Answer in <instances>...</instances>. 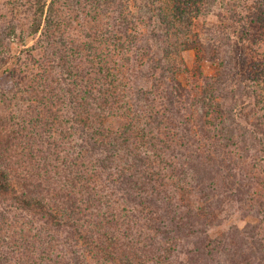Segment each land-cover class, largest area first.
<instances>
[{"label": "trees", "instance_id": "obj_1", "mask_svg": "<svg viewBox=\"0 0 264 264\" xmlns=\"http://www.w3.org/2000/svg\"><path fill=\"white\" fill-rule=\"evenodd\" d=\"M90 2L93 24L77 42L71 0H26L22 14L6 3L0 17V264H170L184 244L188 264H264L259 225L211 233L225 222V198L251 195L254 178L208 149L185 151L200 143L189 133L195 117L207 138L264 153V38L253 34L264 0H142L136 12L130 0ZM212 14L222 24L204 42L194 22ZM142 17L167 57L192 46L219 63L178 111L191 118L161 114L132 86L129 67L152 47ZM24 37L37 42L22 48Z\"/></svg>", "mask_w": 264, "mask_h": 264}, {"label": "rangeland", "instance_id": "obj_2", "mask_svg": "<svg viewBox=\"0 0 264 264\" xmlns=\"http://www.w3.org/2000/svg\"><path fill=\"white\" fill-rule=\"evenodd\" d=\"M6 3L18 4V9L21 11V14L23 10H25L24 5L26 4V0H0V17H3L4 15L8 16L9 14L6 9ZM71 3L73 6L69 9L70 14L68 13L67 15L71 17L73 27L79 29V31L75 32L72 36L77 42V40L83 39V36L88 34L85 29L92 26L93 23L91 16L93 17V15H95V11H93L94 8L90 5V0H71ZM129 4L131 5L132 12H136L143 3L142 0H130ZM110 10L111 9L109 8L108 11ZM21 14H17L16 18L23 21L25 17ZM246 14L250 13L245 11L241 13V15L247 16ZM113 15V13H109L106 19L104 17L102 18L103 20L105 19L102 22L105 23L106 21V23H108L112 21ZM221 18V16L219 17L216 14L197 18L194 22V32L197 33V36L206 38L204 40V42H206V40L210 37H207L205 34L209 32L210 28L220 26L222 24ZM22 23L25 22L23 21ZM139 23V29H141L143 34L142 42L147 46L149 42L152 47L147 48L145 52L146 62L144 65L129 67L128 72L130 74L132 86L139 90H143V98H145L147 102H150L157 111H160L161 114H174L173 119L176 115H178V117H176L178 120H184L188 118L190 114L186 110H182V114L178 113L182 104L187 103V98H191L188 100L191 101L200 87L204 85L205 80L214 76L218 72L220 68L219 63L216 60L201 58L197 49L192 46L182 50L180 53H174L172 56L170 55L171 57H167L161 47L165 43L163 44L162 42L155 41L154 39H149L154 23L148 21V18L146 17H142ZM225 24L231 25L229 24V20L225 21ZM253 34L257 35V38H264V27L254 26ZM237 36V38H239L240 33H238ZM191 38L195 39V35ZM24 40H27L26 37L23 38V42L20 40L17 42L24 44L26 42H24ZM36 42V39H29L26 42L27 45L22 48L33 46ZM155 64H157L158 70L155 69L153 71L150 68H145L146 65L153 66ZM161 67H165L167 71L168 69L173 70L174 73L172 74L170 70L169 72L163 73V70L160 69ZM1 78H3L2 73H0V83L3 87H5V81H2ZM170 92H175V94L177 93V101L173 106L167 102ZM148 93H151L152 95L149 96ZM178 100H181V103ZM176 121L177 120H175V122ZM114 125H116V122H114ZM199 125L200 124L196 122L194 117L191 124L193 131L189 133L192 137L195 135V139L200 141V143L197 144L200 147L197 146L196 149L191 147L190 150H185L188 156L194 154L197 149L202 151V153L207 152L206 149H208L217 161H220L221 163L224 162L223 164L230 163V166L233 167V171L231 172L239 173L241 168L248 170L246 171V175H250L254 178L253 183H255L252 186L251 195L247 196L244 193V196H241V201H237V197H234L231 203L230 199L225 198L224 205L227 207L225 212H223L225 222L223 221V225H220L218 222V225L213 227L211 232L213 237H220L221 233L225 231V227L227 226L236 225L240 228H244L247 224L259 225L261 234L264 235V215H255L251 213L252 210L250 211L249 207L250 204H252V206L254 205L253 210L255 212H261V210H264V153L262 152L258 154L256 151H250L251 156L245 155V153L241 150L239 151L236 146L237 143H235V146L227 148L224 146L223 142L219 140L218 136L213 138H207L204 136V133L199 131L201 128ZM173 143L177 144L176 147H178L180 146L181 141L175 140ZM263 148L264 146L261 147V149ZM196 152L198 153V151ZM228 171L229 169H226V172L220 173L216 176L217 178L220 177V179H216L217 185L220 186L218 187L220 192H224L223 189L227 188V185L223 184L222 176L224 174H231V172ZM141 224L143 225L145 232L150 235H155L149 229V226L151 225L148 221L142 220ZM189 247V245L184 244L182 251L180 250L178 254V257H175V253H173L172 258H170L169 261L170 264H188L189 256L187 254V250ZM119 257L121 256L118 253V258Z\"/></svg>", "mask_w": 264, "mask_h": 264}]
</instances>
